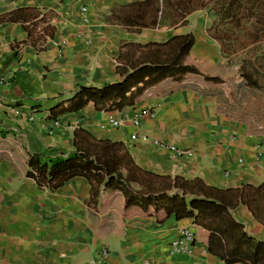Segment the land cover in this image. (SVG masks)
Wrapping results in <instances>:
<instances>
[{
	"label": "crops",
	"instance_id": "0c3cea01",
	"mask_svg": "<svg viewBox=\"0 0 264 264\" xmlns=\"http://www.w3.org/2000/svg\"><path fill=\"white\" fill-rule=\"evenodd\" d=\"M242 1L0 0V264H264V3ZM189 33L186 61L220 80L159 76L120 110L91 101L51 114L80 86L120 82L135 67L174 58L177 43L155 44ZM56 117L62 126L50 133ZM79 128L123 143L147 171L223 190L224 204L210 200L181 219L163 210L126 215L121 191L96 193L84 176L38 185L31 155H69ZM138 130L185 152L133 140ZM185 226L196 232L192 252L170 253Z\"/></svg>",
	"mask_w": 264,
	"mask_h": 264
},
{
	"label": "trees",
	"instance_id": "16d2710c",
	"mask_svg": "<svg viewBox=\"0 0 264 264\" xmlns=\"http://www.w3.org/2000/svg\"><path fill=\"white\" fill-rule=\"evenodd\" d=\"M193 34L175 36L159 47L173 48L177 43V55L157 64L135 67L133 72L120 82L104 86H80L78 93L67 102L52 109V115L79 110L89 102H94L99 110H120L135 102L147 84L158 81L159 76H184L186 73L203 74L196 64L188 63L186 57L194 45ZM206 79L217 81L219 77L203 74ZM248 84L256 85L249 75H244ZM75 150L67 156L46 160L42 154H32L29 160V175L41 187L56 189L74 176H84L92 184L96 193L104 185L106 193L121 191L124 194V213L153 214L163 210L164 216L174 214L176 218L194 216L200 204H224L223 190L208 186L203 180L172 177L147 171L136 164L128 149L121 142L98 139L82 130L75 131ZM187 194L202 195L206 199L187 200ZM153 207L154 210H150Z\"/></svg>",
	"mask_w": 264,
	"mask_h": 264
},
{
	"label": "built area",
	"instance_id": "2783aa9c",
	"mask_svg": "<svg viewBox=\"0 0 264 264\" xmlns=\"http://www.w3.org/2000/svg\"><path fill=\"white\" fill-rule=\"evenodd\" d=\"M81 11L84 14V17H83L84 22L88 23L89 17L87 15V7L82 6ZM0 80L2 82V81H4V78H1ZM148 111L149 110L142 111L140 113L139 112L136 113L135 114V120L138 119L140 115H142ZM29 118H30V120H35L36 117L33 113V114L29 115ZM120 121H121V119L112 120L111 123L113 124V126L117 127L120 125ZM61 126H62V121H61L60 117L53 118L51 120L50 133H53L56 128L61 127ZM131 138L133 140L142 139L144 141H152L156 146H159L160 148H166V149H170L172 151H177L179 154L185 152L184 149H181L172 143H169L167 141H163V140H160L157 138H153L148 133L142 132L139 130L135 131L131 135ZM196 239H197L196 232L194 231V229L192 227H189V226L182 227L179 230L177 236L171 240L169 251L172 254H182V253L183 254H189L192 252V249L196 243ZM106 253H107L106 250H104L102 252V258L105 257ZM147 264H149V262H147Z\"/></svg>",
	"mask_w": 264,
	"mask_h": 264
},
{
	"label": "rangeland",
	"instance_id": "374dc122",
	"mask_svg": "<svg viewBox=\"0 0 264 264\" xmlns=\"http://www.w3.org/2000/svg\"><path fill=\"white\" fill-rule=\"evenodd\" d=\"M242 3H244V0L242 1ZM247 3L249 5L250 9H253V8H256L257 7V4H258V6L261 5V0H247ZM263 3H264V0H263ZM240 6H241V2L236 6V8H239ZM255 18L256 17L253 14H251V12H250V14H249V22H251V20L252 19H255ZM255 38L256 37L254 35H250V42H251V40H253ZM246 74H247L246 71H244L242 73V75H246Z\"/></svg>",
	"mask_w": 264,
	"mask_h": 264
}]
</instances>
